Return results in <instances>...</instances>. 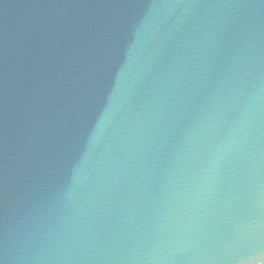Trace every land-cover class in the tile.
Wrapping results in <instances>:
<instances>
[{
    "label": "water",
    "instance_id": "95a60500",
    "mask_svg": "<svg viewBox=\"0 0 264 264\" xmlns=\"http://www.w3.org/2000/svg\"><path fill=\"white\" fill-rule=\"evenodd\" d=\"M0 264H264V0H0Z\"/></svg>",
    "mask_w": 264,
    "mask_h": 264
}]
</instances>
